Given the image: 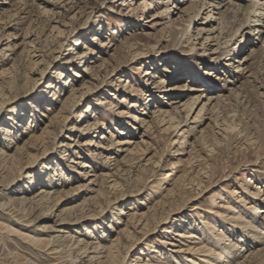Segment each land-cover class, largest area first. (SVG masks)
Listing matches in <instances>:
<instances>
[{"label":"rangeland","instance_id":"374dc122","mask_svg":"<svg viewBox=\"0 0 264 264\" xmlns=\"http://www.w3.org/2000/svg\"><path fill=\"white\" fill-rule=\"evenodd\" d=\"M130 1L0 0V204L6 203L0 207V264H21L27 258L37 264L197 263L190 259L194 253L187 252L197 240L173 232L194 233L198 223L220 219L224 201L233 206L225 224L230 226L232 215L255 195L247 193L251 199L240 201L241 193L230 190L241 191L244 184L250 188L258 181L255 177L264 178V158L245 161L241 151L233 158L235 143L230 152L224 146L207 152L200 127L211 143L208 115L191 130L184 109L179 128L148 129L130 119L131 114L151 119L154 103L171 98L160 88L175 78L165 77L163 87L152 90L159 97L146 101L143 92L156 85L148 84L156 70L149 67L162 68L157 59L163 55L171 56L170 61L176 54L186 58L199 45L195 39L177 44L173 33L161 31L162 24L150 28L146 9H125ZM109 34L112 46L102 44ZM131 43L135 45L128 50ZM145 44L155 46L146 51ZM137 46L147 53L132 57ZM185 63L178 62L175 71ZM139 65L151 74L138 71ZM70 85L75 94L69 97ZM24 123L31 124L30 132H22L28 130ZM258 129L264 134L262 124ZM109 130L131 143L115 145L108 140ZM191 155L196 162L190 171ZM229 157L232 168L224 170ZM207 160L215 164L212 178L203 177L202 186L191 192L180 191L178 181L196 174ZM49 175L54 178L43 182ZM161 199H167L165 206L154 208ZM131 208L134 216L149 214L147 226L144 216L142 225L132 227ZM261 211L249 212L264 224ZM160 219L165 221L153 228ZM254 236L250 246L236 239L227 244L233 247L231 258L220 250L222 242L212 244L210 235L207 247L221 256L214 264H238L250 249L264 248L262 238Z\"/></svg>","mask_w":264,"mask_h":264},{"label":"bare ground","instance_id":"6f19581e","mask_svg":"<svg viewBox=\"0 0 264 264\" xmlns=\"http://www.w3.org/2000/svg\"><path fill=\"white\" fill-rule=\"evenodd\" d=\"M155 1L131 0L126 4L125 9H129L128 11L131 12H135L140 8L142 10L146 9V12L148 13V19L146 18V22L151 23L150 28H155L156 25L162 24L164 25V28H162L161 31L170 34L173 33L171 39L175 37L174 40H177V44L180 43L181 45L183 41L189 42L191 39H195L198 41L199 45L198 47L193 46L195 48L193 54L186 56V58L184 55L176 54L174 55V59L170 61L171 56L163 55V57L157 59V65L162 63V68L159 69V66L149 67L154 70L156 68V70L154 72L151 71V77L152 79H155L151 82L148 81V84L156 85H153L150 88L151 90H145L146 93L143 92V94L147 96L146 101L149 102L157 99L159 95L152 90L156 91L157 88L163 87L164 83L167 82L166 79L173 77L175 80L170 83L169 86L165 87V89L160 88L163 95H171V98L157 101L159 104L154 103L150 111L153 114L151 119L148 120L147 118L142 116L139 117L136 114L129 115L130 119L134 121L139 120V124L141 126L145 125L148 129L155 128V126H161L162 130H167V128L173 129L177 125L178 127L176 128H179L181 125L179 119L184 113V115H188L186 127L191 130L198 126L200 127V124L204 119L209 116L212 123L209 130L212 139L211 143L207 144L208 141H206V136L203 133V129L205 128L203 126L200 127V129H202L201 137L204 144L207 146V152L214 153L217 149L216 147L220 146H224V148L229 151L235 143L234 147L237 146V148L233 151L234 153L232 152V154H234L233 158L237 157V151H239V154L241 151V157H244V159L246 158L245 161H249L251 157L254 156L253 159H258L257 162H259L261 157L264 158V134L258 129L262 124L264 130V0ZM58 33L62 34L63 30L59 29ZM109 36L110 34L107 36V39L109 40L102 44L113 45V43L110 42L112 39H110ZM166 36L169 35L166 34ZM161 39L164 40V38ZM79 42L80 41L77 40V43ZM134 45L135 44L133 43L127 45L128 50ZM154 46L155 44L146 45L147 48L143 50L150 51ZM84 48L87 47L84 46ZM145 52L137 46L131 51V56L139 57L144 55ZM183 60H186L187 63L183 64V69L180 68L181 72L175 71L179 66L177 65L178 62L183 63ZM141 67L142 66L139 65L138 71L145 74H151L149 70L142 69ZM156 71L161 72L162 75H158V72ZM217 79H220L221 81L218 82ZM121 80L122 79L120 78L119 81ZM237 80L240 81L236 83ZM190 82H193L194 84ZM70 87L69 92L72 93L69 94V97L70 95L73 96L75 94L73 87L71 85ZM251 93H254L252 97ZM67 97L63 102L64 109H67V106L69 105ZM130 106H134V103H131ZM46 107L49 109L48 106ZM180 110H183L181 112L182 114L180 113ZM261 116H263V118L258 121V117ZM245 120L247 121L245 122ZM248 123H251V125ZM23 126L29 131L23 129L22 132H30V123H24ZM250 126L253 128L250 129ZM109 133L110 138L108 140L111 142L114 140L115 142H113L115 145L119 144L126 146L132 141L130 139L114 138L115 134L111 130H109ZM238 148L241 149L239 150ZM210 155L214 156L212 154ZM214 158L216 161L217 157L215 156ZM231 158L232 157H229L228 160H224V170L227 167L232 168ZM193 159L194 158L191 155L190 160L188 161L190 171L194 170L192 164L196 162V160L193 161ZM197 166H199V164H197ZM256 170L259 171L257 168ZM215 172V164L210 163L207 160L203 162L202 165L200 164L196 174L190 178L187 177L188 179H183L181 183L179 180L176 186L180 184L178 186L180 191L188 193L186 191L188 190L191 192L194 188L202 186L203 177L211 179ZM89 174L90 173L86 172L85 176H90ZM51 178L54 177L49 175L43 182H47L51 180ZM255 180L258 181L251 184L250 188L244 184L241 191L236 188L230 190L232 192L230 194L241 193H239L240 195L238 197V200L240 201L243 199L246 200L247 198L251 199L247 193L255 194L254 198L247 202L248 204L245 205V209H240L239 211H236L235 209L236 214L232 215L233 221L229 222L230 226H226L225 224H227L226 222L229 212H231L230 209H232L233 206L231 207L228 203L230 201H224L220 205L222 211L220 219H216L213 223H211V221L198 223V225L193 226L195 228L194 233L185 234L183 229H176L173 232L174 236H188L197 240L195 245L187 250V252L194 253L190 259L197 260V263L191 262L192 264H205L207 262V264H214L216 259H221V256L215 253L211 247H207V243L211 241L210 235H213L214 239L212 244L216 246V242H222L224 244L220 247V250L222 252H229L230 254V256L226 255L225 257H231V255H234L233 247H225L227 244L231 243V241L232 245L237 241H245V244L250 246L253 243L250 237L252 234H255L254 237L258 236L262 238L259 243L261 241L264 242V231L262 232L264 224L257 219L258 217L256 215L251 216L253 214L249 212L255 208L258 213L261 210H263L261 211L262 213L264 212V178L255 177ZM30 182L33 183L34 181L30 180ZM252 187L256 190H251ZM171 194H174V191H171ZM245 194L247 195L246 197ZM259 194L260 196L258 197ZM46 195L47 194L44 196ZM166 202L167 199H161L156 203L154 208H157V204L164 207ZM4 206H6V203L0 204V207L3 208ZM179 207L180 206L178 205L175 209ZM134 214L135 210L132 208L127 214L128 216H131L129 219L135 222L132 227L135 225H142V222H144L143 226L148 225V213H143V215H140L139 217L134 216ZM167 215L169 216V213ZM249 216L251 217L249 218ZM262 216L264 217V213ZM141 218L143 219L142 222H140ZM164 221V219L158 220V223L154 225L153 228L157 227ZM182 221H186L185 218H183ZM127 225L130 224L128 223ZM258 225H260L262 229ZM154 230L155 229H152L151 231ZM167 230V233L171 231L170 229ZM245 236H249L247 237L249 239L246 240L247 238H245ZM39 239L40 238H35L36 241H39ZM233 239H236L237 241H233ZM47 241L50 243V239H47ZM164 242L167 244H173L168 240ZM253 256L256 258H253L254 261L252 263L249 259ZM206 257H209V259ZM244 258L245 259L238 264H264V248L262 247L255 251L250 249L248 253L244 255ZM155 260L159 261V259ZM224 261L229 260L228 258H224ZM146 263L150 264V262H145V264ZM21 264L37 263H34L30 258H27ZM152 264L157 263L154 262ZM158 264L172 263L168 260L164 263L160 261Z\"/></svg>","mask_w":264,"mask_h":264}]
</instances>
